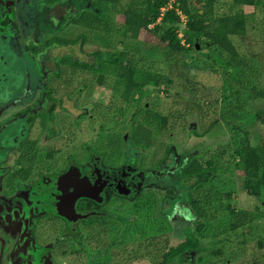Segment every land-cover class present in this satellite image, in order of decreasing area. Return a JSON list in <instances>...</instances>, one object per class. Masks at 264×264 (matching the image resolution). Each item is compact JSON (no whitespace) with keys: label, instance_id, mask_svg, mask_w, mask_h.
Instances as JSON below:
<instances>
[{"label":"rangeland","instance_id":"obj_1","mask_svg":"<svg viewBox=\"0 0 264 264\" xmlns=\"http://www.w3.org/2000/svg\"><path fill=\"white\" fill-rule=\"evenodd\" d=\"M80 1H62L53 6L45 5L42 0L19 2L15 14L16 36L0 35V77L4 76L1 72L5 69L12 70L7 76L19 88L14 101L8 105L0 101V119L26 107L32 115L25 128L23 118L13 124L14 129L19 127L21 162L40 168L50 163L66 165L75 158L88 169L100 158L95 148L105 140L106 133L100 126L104 124V116L109 115L110 106L115 101L126 106L122 118L126 121L136 107L139 109L132 101H138L147 110L142 114L139 111L140 119L146 122H137L132 134L129 123L124 129L115 130L121 140L120 153L123 151L124 159L113 164L101 160L104 167L131 173L135 189L125 198L107 197L101 205L102 224L89 227L83 236L80 259L72 264H120L123 253L132 254L140 263L152 259L154 249L145 248L143 244L134 246L133 241H139L137 231L140 230L147 237L155 235L158 219L168 227L167 240L156 237V242L161 244L159 248L182 241L186 228L196 233L198 240L197 250L189 259L179 256L169 264H264V188L259 198L242 190V170L230 156L232 146L226 145L230 142L234 146L246 137L255 144L258 134L263 132L258 117L264 111V99L250 101L248 97L252 96L249 90L252 85L264 89V76L257 77L242 63L237 64L202 38L193 41L196 48L188 53L164 58L153 51L155 46H162L157 33L147 32L138 39H131L73 25L72 17L86 5L84 0ZM128 1L119 0L120 3ZM201 4L200 0L189 2L192 11L195 5ZM230 5L231 0H213L214 17L230 11L245 14V35L242 41L237 38L234 41L239 51L238 59L247 60L252 48L259 49L256 40L260 28L255 29L254 25L258 19H264V8H233ZM109 11L111 20L120 25L121 9L110 4ZM175 27L178 37L184 38L185 25L177 23ZM57 36L77 42L71 47L58 45L51 40ZM114 49L135 53L136 59L141 57V62L156 67L162 74L159 87L140 85L139 89L125 91L114 99L112 76L61 62L64 57H72L92 63L98 59L95 51ZM45 61L49 69L38 71L35 64L43 68ZM3 67L6 68L2 70ZM44 87L50 88L55 102L53 123L41 119ZM190 87L191 91L197 87L195 96L204 101L202 115L189 113L185 102L192 96ZM0 90V96L4 95L1 85ZM229 103L237 107L235 126H239L238 136L232 138L224 129L222 116ZM215 120H218L216 126L206 132ZM52 124L55 132L50 134ZM225 147L227 150L221 155L213 154L216 149ZM207 151H211L210 156L213 154L219 167L212 180H209V173L202 176L207 192L222 201L223 207L225 202H230L234 212L215 211L216 219L206 224L200 235L201 232L195 231L197 216L188 200L193 185L201 178L183 179L181 168L191 156ZM155 201L158 202L156 208L151 204ZM164 206L170 208L169 212ZM207 209L216 208L212 205ZM231 225L236 228L231 230ZM117 234L116 242L120 245L112 238Z\"/></svg>","mask_w":264,"mask_h":264},{"label":"trees","instance_id":"obj_2","mask_svg":"<svg viewBox=\"0 0 264 264\" xmlns=\"http://www.w3.org/2000/svg\"><path fill=\"white\" fill-rule=\"evenodd\" d=\"M62 1L71 0H42L45 5H56ZM77 1V0H76ZM81 0L80 2H82ZM86 5L79 10L72 17L71 23L76 26L88 30H94L105 33H114L121 37H129L131 39H138L141 34L147 32L157 33L162 42V46H155L153 51L158 53L164 58L170 56H177L180 54L188 53L191 49L196 48L194 44L195 39H205L208 45L214 46L225 52L231 60L234 62L242 63L249 71L256 74L257 77L264 76V19H258L255 23V29L260 28L258 39L259 49L250 50L247 60L238 59L239 51L235 44L234 38L238 41H242L245 35V24L246 16L241 11L226 12L219 14L214 17L213 0H200L202 6L195 5V9L192 11L189 6L190 0H129L127 3H120L119 0H84ZM170 3V6L168 4ZM233 8L237 7H253V8H264V0H231ZM112 4L114 7L121 9L120 25L115 24L110 18L109 5ZM50 6H47L50 7ZM164 8V10H162ZM231 8V9H233ZM180 12V13H178ZM183 16V17H182ZM10 20V23L9 21ZM9 24H3V33L9 36H16L17 22L15 16L8 19ZM183 23L185 25V37L180 38L176 33L175 24ZM150 25H152L150 27ZM81 38H84L82 35ZM58 45L73 46L77 40L54 37L51 39ZM49 43V42H48ZM50 44H47V46ZM51 46V45H50ZM53 46V45H52ZM97 55V61L88 63L86 61H80L79 59L72 57H64L61 59L62 64L77 66L80 69H85L88 72H101L102 75L107 74L114 78L112 85L113 95L112 98L116 99L123 94L125 91H131L133 89H139L142 87H159L162 81V74L157 71L156 67L150 64L141 62V57L136 59L135 53H128L123 49L114 50H98L95 51ZM32 59L31 56L28 57ZM142 64H139V61ZM252 61V62H251ZM38 71L49 69L47 61L45 66L40 67L37 63L35 64ZM234 67V66H233ZM57 74L58 72L54 70ZM41 73V72H40ZM39 73V74H40ZM41 76V75H40ZM240 81V80H239ZM240 86V83L236 82ZM196 86V83H194ZM243 85V84H241ZM197 87H191L188 89L192 93L187 101L185 102L189 108V113L202 115L204 113V101L198 96ZM150 91V89H148ZM252 96L248 97L250 101H260L264 99V89H260L256 85H252L250 88ZM41 104L46 110L45 113L41 114V119L54 122L55 115V102L50 96V88H43V96L41 97ZM60 101L57 103L60 105ZM136 111H132L130 119L128 121L123 120L126 106L115 101L107 111L109 115L104 116V124L100 126L101 130L106 133L104 142H100V145L95 148V153L99 154L101 159L113 164L115 162L124 159L123 151L120 153L121 140L116 135L115 130L122 128L124 129L127 124H130V133L136 128V123L146 122L144 119H140L141 115L139 111H147L143 109L138 101L134 102ZM237 107H233L231 103L224 107L223 122L225 124L224 129L228 132V135L237 137L239 126H235V110ZM239 110V109H238ZM106 114V112H105ZM110 117V118H109ZM29 118V117H28ZM259 125L263 132L259 133L257 142L252 144L249 139L241 140L236 145H232L230 142L226 145L232 146L230 156L238 169L242 170L241 188L250 196L255 198L260 197L261 190L264 188V111L258 117ZM218 120L213 121L206 132L212 130L216 126ZM223 128V127H222ZM50 134L55 132V127L52 124L49 128ZM241 132V131H240ZM227 147L216 149V157L221 155ZM117 154H116V152ZM114 152V155H113ZM211 151H207L202 155L191 156L187 162L181 168V174L183 179H193L194 177H200L201 179L193 185L189 192V204L194 210L197 220L195 231L203 234L204 227L213 218L216 219L215 211H230L233 213V207L230 202H225V207L221 206L220 200L213 197L207 192L206 184L202 180V176L209 173V180H212L218 170V165L214 162L213 154L210 156ZM235 160V161H234ZM203 189V190H201ZM230 197V195H229ZM220 199V198H219ZM165 204L169 201L164 199ZM154 208L157 207L158 202H151ZM216 209H207L212 206ZM146 205L144 204V207ZM137 207V205H136ZM171 207V206H170ZM169 212V207H163ZM153 210V209H152ZM147 217V216H146ZM157 231L156 234L146 236L143 231H137L140 234L139 241H135V245H144L145 248L151 247L154 249L152 259L146 261L143 260L138 262L136 257L132 254L126 256L123 253L122 262L120 264H169L172 259L176 257H184L189 259L193 253L197 250L198 240L195 236L196 233L189 231L186 228L184 239L175 245H169L167 248H159L161 244L156 242V237H163L167 240L168 238V227L167 224L158 219L157 220ZM231 230L235 229L234 225H231ZM119 234L115 235L113 240H118ZM117 245H120L116 242ZM150 252V250H149ZM219 253V251H215ZM156 256V257H155ZM114 257V256H113ZM150 258V256H149Z\"/></svg>","mask_w":264,"mask_h":264},{"label":"flooded vegetation","instance_id":"obj_3","mask_svg":"<svg viewBox=\"0 0 264 264\" xmlns=\"http://www.w3.org/2000/svg\"><path fill=\"white\" fill-rule=\"evenodd\" d=\"M29 1L13 0V16L19 2ZM6 2L8 5L10 0ZM13 16L9 15L7 8L0 22V35L4 34L1 32L3 24H9L8 19ZM1 73L4 76L0 77V85L5 91L0 101L8 105L18 95L19 88L7 76L11 75L12 70L5 69ZM42 111H46L43 106ZM31 116L29 107H26L0 119V264H72L80 259L83 236H86L89 227L102 224L101 205L107 197L113 199L129 196L136 182L131 173L124 170L117 172L111 168L113 172L109 173L110 180L129 175L132 186L121 196L110 188H104L101 198H97L100 202H97L95 199L79 197L75 192V181L71 183V180L55 178L75 165L81 166L83 172L88 173L98 165L104 167L101 158L88 169L75 158L66 165L55 166L50 163L40 168L21 162L19 127L16 130L13 124L23 118L25 128Z\"/></svg>","mask_w":264,"mask_h":264},{"label":"water","instance_id":"obj_4","mask_svg":"<svg viewBox=\"0 0 264 264\" xmlns=\"http://www.w3.org/2000/svg\"><path fill=\"white\" fill-rule=\"evenodd\" d=\"M12 6L13 0H10L8 5L6 0H0V22L4 18L7 8L9 10V15H14L15 11ZM112 172L113 170L111 168L98 165V167H96L92 172L88 173L83 172L81 166L75 165L71 166L62 176L55 178V180H71V183L75 181L77 189L75 192L79 197L91 198L97 201L98 196L101 198V193L104 188H110L118 196L126 194L131 188L132 183L129 181V175L115 180H110L109 173Z\"/></svg>","mask_w":264,"mask_h":264},{"label":"clouds","instance_id":"obj_5","mask_svg":"<svg viewBox=\"0 0 264 264\" xmlns=\"http://www.w3.org/2000/svg\"><path fill=\"white\" fill-rule=\"evenodd\" d=\"M162 10H164V8H162Z\"/></svg>","mask_w":264,"mask_h":264}]
</instances>
